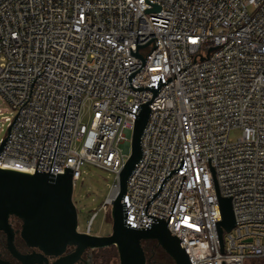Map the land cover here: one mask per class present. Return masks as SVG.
I'll use <instances>...</instances> for the list:
<instances>
[{
	"label": "built area",
	"instance_id": "2783aa9c",
	"mask_svg": "<svg viewBox=\"0 0 264 264\" xmlns=\"http://www.w3.org/2000/svg\"><path fill=\"white\" fill-rule=\"evenodd\" d=\"M153 37L130 85L171 79L147 104L141 155L122 196L124 223L144 228L148 215L167 221L190 264L264 259V0H0L7 127L17 112L0 168L56 174L67 167L72 182L85 164L105 169L113 179L101 207L109 210L130 152L131 112L151 97L128 86L140 66L128 47L134 52ZM88 99L85 125L79 114ZM214 185L230 198L234 218L222 251Z\"/></svg>",
	"mask_w": 264,
	"mask_h": 264
},
{
	"label": "water",
	"instance_id": "95a60500",
	"mask_svg": "<svg viewBox=\"0 0 264 264\" xmlns=\"http://www.w3.org/2000/svg\"><path fill=\"white\" fill-rule=\"evenodd\" d=\"M155 46L156 39L153 37L142 44H135L134 52L128 47L129 54L140 59V66L127 75L128 86L135 90L151 91V97L141 104L138 103L134 112H131L134 114V119L130 136V152L117 174V188L110 200V232L108 234L92 235L86 231L76 230V211L71 200V168L62 167L63 171L56 174L42 172L35 168L33 173L0 168V231L6 235V249L22 264H74L80 260V255L85 249L93 250L108 246H114L118 264H144V254L140 245V241L144 239H154L174 264H190L178 238L167 230V221L148 215L151 220L144 228H134L124 223L126 209L122 196L125 193L127 176L141 155L139 139L149 113L147 104L152 100L156 90L171 79L168 77L163 82L158 76L156 88H153V85L134 88L130 85L132 74L141 68L146 55ZM13 120L6 128V137L0 141V150L9 136V127ZM182 161L183 157L178 167L170 170L166 177L181 168ZM214 189L220 211L216 232L219 250L222 251V232H227L233 227L234 218L230 198L220 197L216 185ZM156 193L152 194L151 199ZM150 200L145 204L147 205ZM9 216L20 221L18 230L20 238L25 246L36 251L33 250L28 254L17 252L12 242L13 230L8 222ZM67 247H71L68 252H66ZM48 258L52 260L48 262ZM0 264L9 263L0 259ZM220 264L223 262L221 261Z\"/></svg>",
	"mask_w": 264,
	"mask_h": 264
},
{
	"label": "rangeland",
	"instance_id": "374dc122",
	"mask_svg": "<svg viewBox=\"0 0 264 264\" xmlns=\"http://www.w3.org/2000/svg\"><path fill=\"white\" fill-rule=\"evenodd\" d=\"M91 100L83 102L79 114V122L87 125L91 115ZM6 106L0 104V139L3 138L7 127V122L2 117L11 118L13 113L8 108L2 111ZM239 135L238 129H232L229 132V138L234 139ZM78 146V143L74 145ZM113 174L105 169L85 164L80 168V176L72 182L71 200L76 211V230L78 232L86 231L89 218L93 215L88 233L92 235H106L110 232L109 210L105 211L101 203L107 196ZM91 256L94 251H88ZM91 262V261H90ZM104 264H118L117 255L111 257ZM243 264H264V259L244 258Z\"/></svg>",
	"mask_w": 264,
	"mask_h": 264
},
{
	"label": "flooded vegetation",
	"instance_id": "af4514ba",
	"mask_svg": "<svg viewBox=\"0 0 264 264\" xmlns=\"http://www.w3.org/2000/svg\"><path fill=\"white\" fill-rule=\"evenodd\" d=\"M8 222L13 230V245L18 253L28 254L35 249L25 246L22 239L18 234L20 221L13 217H8ZM6 235L0 231V259L7 261L9 264H22L17 258L12 256L5 247ZM141 248L144 254V264H174L172 259L160 248L154 239H144L140 241ZM71 247L66 248V252L70 251ZM90 249H85L81 255L80 260L74 264H90L91 254L88 252ZM52 259L48 258V262Z\"/></svg>",
	"mask_w": 264,
	"mask_h": 264
},
{
	"label": "trees",
	"instance_id": "16d2710c",
	"mask_svg": "<svg viewBox=\"0 0 264 264\" xmlns=\"http://www.w3.org/2000/svg\"><path fill=\"white\" fill-rule=\"evenodd\" d=\"M92 251H94V253L91 256L90 264H104L111 257H115L116 255L114 246L93 249Z\"/></svg>",
	"mask_w": 264,
	"mask_h": 264
},
{
	"label": "bare ground",
	"instance_id": "6f19581e",
	"mask_svg": "<svg viewBox=\"0 0 264 264\" xmlns=\"http://www.w3.org/2000/svg\"><path fill=\"white\" fill-rule=\"evenodd\" d=\"M114 192H115V190L113 191L112 196H113Z\"/></svg>",
	"mask_w": 264,
	"mask_h": 264
}]
</instances>
